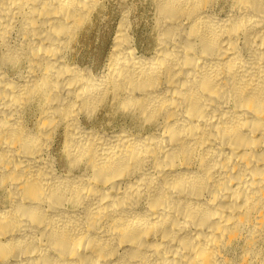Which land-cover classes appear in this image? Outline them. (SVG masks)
<instances>
[{"label":"bare ground","instance_id":"obj_1","mask_svg":"<svg viewBox=\"0 0 264 264\" xmlns=\"http://www.w3.org/2000/svg\"><path fill=\"white\" fill-rule=\"evenodd\" d=\"M0 264H264V0H0Z\"/></svg>","mask_w":264,"mask_h":264}]
</instances>
